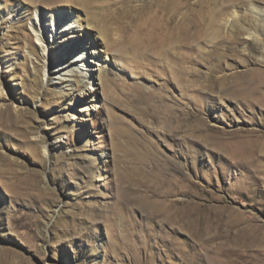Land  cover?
<instances>
[{"label": "rangeland", "instance_id": "obj_1", "mask_svg": "<svg viewBox=\"0 0 264 264\" xmlns=\"http://www.w3.org/2000/svg\"><path fill=\"white\" fill-rule=\"evenodd\" d=\"M148 1L0 0V264H264V0L135 65L98 25Z\"/></svg>", "mask_w": 264, "mask_h": 264}, {"label": "bare ground", "instance_id": "obj_2", "mask_svg": "<svg viewBox=\"0 0 264 264\" xmlns=\"http://www.w3.org/2000/svg\"><path fill=\"white\" fill-rule=\"evenodd\" d=\"M73 1L75 2L76 0ZM80 1L81 4H89L91 0ZM244 1L245 0H150L148 3L142 2L139 7L129 5V13H133L135 9L138 10L135 18L131 16L127 17L130 22L126 21L122 23V21H119L121 18L117 20L112 16L108 17L106 15V17L104 15V19H102L103 22L98 25V28L100 29L103 41L109 45V48L114 47V45L121 46L127 53L133 55L132 57L135 65L149 62L148 64L157 66L156 59L164 60L167 56L172 55V52L178 45H184L185 28L188 25L214 24L219 28L228 26L235 29L241 27L240 24L244 23V20L240 19L238 16L239 11L233 10L232 6L236 3H244ZM120 3L126 4L124 1ZM95 7H97V5H95ZM149 10H153V13L149 14ZM36 17L38 21L36 26H34L36 32L42 33L45 26L51 25L58 37L63 36L61 33L63 31L65 32L66 30L81 27L75 15H66L60 11H53L50 14L38 13ZM254 18L259 22L263 19L260 15L258 18L256 16ZM63 23L68 28L61 27ZM127 23H129L128 26ZM249 37L253 38V34H249ZM218 38L222 40L220 32H218ZM43 39L44 37L42 35L39 41L43 43ZM88 42L89 43H86L83 48V50H86L83 56L71 57L65 64L61 62L60 65L64 66V68H62L64 73L71 72L73 68L72 64H74L76 60L83 63V65L86 64L88 68L91 64L98 67L102 66L100 63L101 59L98 43L95 39ZM46 47L47 43L43 46L44 51ZM66 68L68 69L65 70ZM82 74L85 77L88 76V73ZM182 74L183 73H180L181 76ZM238 93L240 92L235 91L231 83L226 82V79L220 82L219 94L221 97L237 95ZM237 133L238 131L236 130L226 133L220 131V135H224L223 137H227L228 139H233ZM227 144V148H229L231 143L228 142ZM222 151L224 152V150ZM261 152L263 151H260V153ZM226 153H228L229 156H234V153L231 151Z\"/></svg>", "mask_w": 264, "mask_h": 264}]
</instances>
